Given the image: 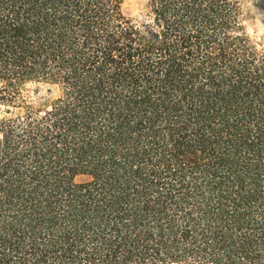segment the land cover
I'll return each mask as SVG.
<instances>
[{
  "label": "trees",
  "instance_id": "1",
  "mask_svg": "<svg viewBox=\"0 0 264 264\" xmlns=\"http://www.w3.org/2000/svg\"><path fill=\"white\" fill-rule=\"evenodd\" d=\"M147 2L0 0V264H264V50L237 0Z\"/></svg>",
  "mask_w": 264,
  "mask_h": 264
},
{
  "label": "rangeland",
  "instance_id": "2",
  "mask_svg": "<svg viewBox=\"0 0 264 264\" xmlns=\"http://www.w3.org/2000/svg\"><path fill=\"white\" fill-rule=\"evenodd\" d=\"M237 1L240 4L241 20L246 33L253 43L264 50V12L255 7V0ZM122 9L125 17L135 23H143L149 19L147 0H123ZM22 96L35 109L45 110L59 96V89L49 83L32 81L24 85ZM3 116V109L0 108V119Z\"/></svg>",
  "mask_w": 264,
  "mask_h": 264
}]
</instances>
